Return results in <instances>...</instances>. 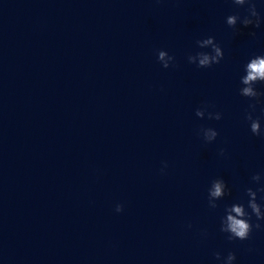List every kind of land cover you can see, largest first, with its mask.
<instances>
[{
    "label": "clouds",
    "instance_id": "obj_1",
    "mask_svg": "<svg viewBox=\"0 0 264 264\" xmlns=\"http://www.w3.org/2000/svg\"><path fill=\"white\" fill-rule=\"evenodd\" d=\"M230 2L239 8H243L245 13L241 15L236 12L226 16L225 23L234 32H239L241 28L259 29L264 24V16L258 10V7H264L261 0H230ZM249 35L255 38L256 32L251 31ZM195 44L198 49H208V51H195L187 55V62L196 65L197 68H211L220 64L225 57L224 49L216 42L214 36L197 39ZM175 60L176 58L166 50H157V61L163 68L176 67ZM240 85L239 95L248 100L244 118L248 122L249 130L253 136L264 139L261 117L255 115L257 106L264 105V91L257 87L264 85V53L251 56L244 64L243 75L240 76ZM213 107L214 105L208 103L202 104L195 111L196 117L204 119L207 116L209 120H221V112L209 110ZM261 113L264 114V107L261 108ZM197 135L205 143L211 144L217 139L219 132L212 127H200L197 130ZM219 155L226 158V149L221 148ZM167 167V162H162L160 169L162 175L166 174ZM262 179H264V173H253L250 181L258 186L244 188L243 196L247 198L246 201L241 200L224 206L223 215L220 217L219 231L226 235L229 242L249 240L254 229L264 230V224L261 223L264 221V183H262ZM207 192V206L211 210L219 208L220 205L217 202L231 195V189L222 177L213 179ZM258 194L260 195L258 196ZM123 211V204L115 205V212L121 213ZM253 217H255V223H253ZM188 227L191 228L192 225L189 224ZM201 235L206 238V230ZM213 256L220 264H234L237 258L234 251H228L226 256L217 251L213 253Z\"/></svg>",
    "mask_w": 264,
    "mask_h": 264
}]
</instances>
